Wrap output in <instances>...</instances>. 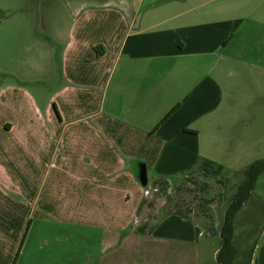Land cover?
Here are the masks:
<instances>
[{"label":"crops","instance_id":"0c3cea01","mask_svg":"<svg viewBox=\"0 0 264 264\" xmlns=\"http://www.w3.org/2000/svg\"><path fill=\"white\" fill-rule=\"evenodd\" d=\"M62 1L73 15L66 21L0 16V40L28 41L26 55L50 42L62 49L60 84L42 107L23 82L1 79L0 186L30 182L33 174L19 169L53 171L61 159V173L72 179L65 176L62 219H83L97 231V260L40 264H173L169 248H192L201 258L198 243L217 255L232 187L223 164L231 133L244 121L235 61L253 51L259 61L248 65L261 71L263 84L264 0ZM41 2L49 11L56 0ZM32 58L40 70V57ZM144 166L146 187L139 179ZM17 215L0 208V264L26 254L30 237L22 244ZM62 236L51 245L45 238L47 252L62 248L61 239L69 243ZM261 240L251 264H264V230Z\"/></svg>","mask_w":264,"mask_h":264},{"label":"rangeland","instance_id":"374dc122","mask_svg":"<svg viewBox=\"0 0 264 264\" xmlns=\"http://www.w3.org/2000/svg\"><path fill=\"white\" fill-rule=\"evenodd\" d=\"M4 3L13 7H0V16L34 17L35 19H39L42 15L47 14V20H56L60 17L59 20L62 19L63 21L73 16L69 8H64L68 2L66 1L65 4V1L62 0H56V3H52V8L49 11L43 6L41 0H0V5H5ZM59 3L62 5L61 10H52ZM29 5L33 6V10L29 8L28 11L26 8H23V6L29 7ZM49 29L48 35L52 37L51 32L53 28ZM52 39L48 38L49 41H52ZM28 44H30L28 41L22 39L15 42H9L7 39L0 40V83L4 80L2 78H7L9 83L17 82L18 80L20 82H17V84L23 82L28 87L27 92L37 98L39 106L42 107L52 97L55 91L54 88L57 86L56 84H60L58 62L60 50L62 49L57 44L50 42L48 48L46 45L43 48L41 47L39 51L33 48L29 52V55H26L25 49L28 47ZM33 47L35 46L33 45ZM45 53H47V58L44 56ZM252 54L253 51L240 54V57L235 61L234 72L236 75L234 87H236L237 96H239L241 103L240 109L238 108L237 110L244 116V121H246L245 123H243L244 121L239 123L235 129V133H231L229 140L230 149L227 150L229 156L225 157V164H223L229 170L228 175L235 187L239 184V181L241 182L245 179L246 171L254 162L259 159L264 160V81L263 84L257 85V82L260 83L257 74L261 71L258 68L251 70L252 68L248 65L259 61L253 60ZM27 56L32 61L29 65H26L24 61ZM31 56L37 60V57H40V70L34 69L33 66L36 60ZM246 127H249V130ZM226 135L229 137V132ZM62 150H65L63 144L60 146V151ZM220 157L219 161H222ZM48 164L50 165L49 162ZM10 167H13V164L10 163ZM51 169L46 168V166L40 169L35 166L24 171L19 169V172L33 174L34 177L31 178L30 182L17 178V180H13L15 184L14 188L12 186H0V208H11L17 212L21 211V215L14 216L13 219H15L16 223L21 222L24 235L30 237L29 245L26 246L27 250L25 247L23 248V252L26 251V254L20 258L18 254L16 263L19 259L18 264H40V262L48 258L50 261H95L98 255L97 253L94 255L93 252L96 251V234L94 235V233L97 231L90 229L87 225H83L82 223H87L83 219L79 222H69L62 219V211L60 209L64 203V199L67 198L63 199L64 193L68 191L67 188H64L66 184L65 176H67L68 181L72 182V179L66 173H61L64 170L61 159H59V169L56 168L53 171ZM13 170H16V168ZM170 180L172 182L177 181L176 178H170ZM16 193L21 195H16ZM232 193L233 191L226 198V208L230 203V195ZM60 199L63 200L62 204H60ZM47 205L50 212L45 210ZM31 211H33L32 214ZM29 224L30 228L27 232ZM31 226L32 228L34 227L33 232L30 230ZM263 230L264 175H261L249 200L241 208L236 217L232 242L238 252L235 264H251V260L256 253L254 246L262 242ZM62 235L68 236L69 243L64 246L61 239L58 245L63 246L62 248H53L51 252H47L49 246L47 247L44 243L45 238L49 240L48 242L51 245L50 239L57 237L64 238ZM27 237H25V240ZM221 242L222 240L220 239L215 246V249H218V251L221 247ZM198 244L202 250L201 258L197 255V251L192 248H189L190 252L188 254L184 252L186 248L181 245L177 248V253L174 247L169 248L173 251L172 254H174V258L172 259L173 264H197L198 260H200L201 264H217V255L214 248L205 244ZM40 247H45L46 252L43 253ZM65 247L68 248L67 253L64 252ZM6 252L7 249L5 250ZM16 254L13 256L11 264H13ZM168 258L169 255L165 259L169 261Z\"/></svg>","mask_w":264,"mask_h":264},{"label":"trees","instance_id":"16d2710c","mask_svg":"<svg viewBox=\"0 0 264 264\" xmlns=\"http://www.w3.org/2000/svg\"><path fill=\"white\" fill-rule=\"evenodd\" d=\"M54 109L57 112L58 116L60 117L58 109L55 105H54ZM175 109L176 107L169 113V115L165 118L164 121H166L171 116V114H173ZM261 175H264V160L259 159L248 168L245 174V179L243 181L241 182L239 181V184H237L236 187L232 183L231 191H233V193L230 195L231 197L230 203L225 210V220L223 225H221L222 242H221V247L217 253V259H216L217 264H235V260L237 259L238 252L232 242L234 238V230H235L234 225H235L236 217L238 212L241 210V208H243V206L249 200L251 193L254 191L256 187L258 178ZM29 228H30V224L28 225L27 232ZM25 237H23L22 244L24 242ZM224 238H226L228 242L227 244L224 245V247H222ZM18 254H16V258L13 264H16V259Z\"/></svg>","mask_w":264,"mask_h":264},{"label":"water","instance_id":"95a60500","mask_svg":"<svg viewBox=\"0 0 264 264\" xmlns=\"http://www.w3.org/2000/svg\"><path fill=\"white\" fill-rule=\"evenodd\" d=\"M146 172H147V170H146V167L144 166L143 168H141V172L139 173V179H140L142 185L145 186V187L148 184V179H147V176H146ZM227 242L228 241L226 240V238H224L222 247H224V245L227 244Z\"/></svg>","mask_w":264,"mask_h":264}]
</instances>
